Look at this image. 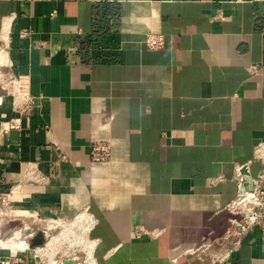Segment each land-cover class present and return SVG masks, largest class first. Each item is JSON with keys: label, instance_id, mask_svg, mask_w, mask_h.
I'll use <instances>...</instances> for the list:
<instances>
[{"label": "crops", "instance_id": "1", "mask_svg": "<svg viewBox=\"0 0 264 264\" xmlns=\"http://www.w3.org/2000/svg\"><path fill=\"white\" fill-rule=\"evenodd\" d=\"M1 62L37 100L21 114L0 85V190L21 184L25 231L89 209L97 264H202L189 250L231 227L234 163L264 139V0H0ZM11 118L20 127L4 130ZM96 141L108 159L92 158ZM228 245L232 264H264L258 228Z\"/></svg>", "mask_w": 264, "mask_h": 264}, {"label": "built area", "instance_id": "2", "mask_svg": "<svg viewBox=\"0 0 264 264\" xmlns=\"http://www.w3.org/2000/svg\"><path fill=\"white\" fill-rule=\"evenodd\" d=\"M248 1V0H234ZM252 1V0H249ZM31 31L24 29L22 36ZM151 48H160L165 44V37L161 33L150 31L146 39ZM0 63V85L11 96L14 109L21 114H30L36 106V98L30 90L27 76L10 73L5 75ZM3 95H0V106ZM20 127V118H11L4 125V130ZM91 156L94 160H106L111 156L110 144L106 141H96L93 144ZM261 163L257 175L252 173L254 162ZM233 178L237 184L235 197L227 204L231 212V227L221 236L214 239H205L198 247L189 251L197 253L202 264H232V251L234 247L228 245L231 238L236 237L239 245L241 237L247 231L258 228L264 237V139L259 140L251 158L235 162ZM27 179L37 182H46L48 177L44 174L30 170ZM26 194L22 193L21 184L12 185L7 190H0V218L24 219L33 215L29 210L18 207L16 204L24 200ZM97 218L86 209L73 220H63L60 217L47 218L44 230L49 233L44 243L31 246V238L36 234L35 229L25 231L23 225L14 228L7 235H0V243L8 242L15 238L23 243L24 248L10 249L0 244L1 248H8L10 253L2 258L3 264H16L24 259L23 252L31 250L40 256L42 264H59L63 258L79 255L84 264H97L96 249L98 240L91 237V231L96 226ZM179 257H174L168 264H178Z\"/></svg>", "mask_w": 264, "mask_h": 264}, {"label": "water", "instance_id": "3", "mask_svg": "<svg viewBox=\"0 0 264 264\" xmlns=\"http://www.w3.org/2000/svg\"><path fill=\"white\" fill-rule=\"evenodd\" d=\"M23 221L21 219H13V226H21ZM46 239V231L44 229H39L36 234L31 238V246H37L44 243Z\"/></svg>", "mask_w": 264, "mask_h": 264}, {"label": "bare ground", "instance_id": "4", "mask_svg": "<svg viewBox=\"0 0 264 264\" xmlns=\"http://www.w3.org/2000/svg\"><path fill=\"white\" fill-rule=\"evenodd\" d=\"M0 244H3V243H0ZM9 245H14L16 248H24V245L22 242H10Z\"/></svg>", "mask_w": 264, "mask_h": 264}]
</instances>
